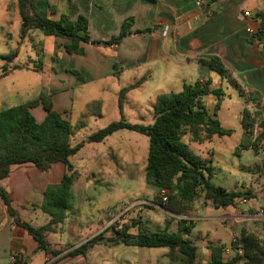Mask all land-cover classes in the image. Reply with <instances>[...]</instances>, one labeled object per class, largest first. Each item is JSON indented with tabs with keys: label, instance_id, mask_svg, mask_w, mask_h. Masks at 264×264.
I'll return each instance as SVG.
<instances>
[{
	"label": "crops",
	"instance_id": "crops-1",
	"mask_svg": "<svg viewBox=\"0 0 264 264\" xmlns=\"http://www.w3.org/2000/svg\"><path fill=\"white\" fill-rule=\"evenodd\" d=\"M196 1L48 0L52 7L48 14L50 19L58 20L61 15H65L70 21H75L83 16L88 22L87 35L90 41L80 44L83 54H67L63 47L68 40L51 37L50 67L54 76L49 82L46 94H43L50 96L52 109L69 121L71 146L83 144L78 153L70 158L75 171L71 185L73 190L70 191L77 198V202L66 213L65 221L54 232L47 233L48 250L60 251V254L53 257L38 250L36 241L14 224L13 218L8 215L0 200V264H15L12 257L19 259L21 264H110L108 257L115 259L112 264H164L163 259L168 258L169 253L167 248L104 243L93 245L84 257L60 258L98 234H104L110 228L112 231L120 229L126 224V220L121 219L118 214H107L104 224L102 216L92 217L91 211H84V204L86 201L92 202L106 176L117 179L120 174L118 171L124 173V169L128 170L129 166V172L138 171L141 176L144 175L148 148L145 152H140L134 144L129 145L122 140L119 143L111 141L114 135H124L120 134L122 130L100 143H87L86 139L91 133L101 129L97 126V119L103 118L104 113L110 115L108 123L120 119L130 122L129 117L135 107L128 103L126 95L141 90L146 83L143 82L144 85L142 83L125 94L121 112L118 109V95L120 90L136 83L138 77L152 81L150 84L155 86L154 100L157 92L175 93L182 89L183 84L196 81L210 80V89L220 87L225 96L215 117L221 127L232 130L228 137H235L237 140L234 148L240 143L243 132L242 112L244 109H253L251 100L247 98L249 94H254L259 99L264 120V29L260 38L254 37L258 32L259 15L264 14V0H214L202 7H197ZM244 12H248L249 16H244ZM122 27H125L126 36L119 44H103L118 36ZM247 29L251 32L248 33ZM44 51L45 48L42 47L40 56L41 52L42 57L44 56ZM211 58L219 59L230 78L245 95H239L226 79H221L209 68L207 62ZM56 69L58 72H55ZM72 72L82 75L83 78L73 79ZM202 100L204 103V97ZM213 108L211 111L207 110L209 117H214ZM30 112L37 123L42 122L46 115L41 106ZM141 114L140 111L136 113L137 116ZM87 125L97 127L86 133L87 135H81L82 129ZM260 132L261 128L255 126L254 137ZM188 135L190 136L189 133L184 135L187 140L183 141L182 137V141L193 153L195 151L191 147L192 143L201 144L217 137L195 142ZM228 146L230 148L229 144ZM195 154L199 155L197 151ZM255 158L264 168V138ZM243 170L252 172L249 167H244ZM64 173L65 167L62 163L53 164L46 172H40L29 164L14 165L11 166L8 177L0 180V189L7 193L11 207L22 222L39 228L50 219L40 210L44 193L47 187L59 184ZM128 178L129 173L127 180ZM262 179L264 171L260 178L262 193L255 192L248 186H242L243 192L232 191L246 194L244 204L239 203L240 198L234 206L224 208H215L209 201L203 208L195 203L191 211L181 215L161 207L160 212L171 218L165 220L164 229H168L169 224L174 225L176 231L179 219L194 222L188 238L192 241L191 238L195 237L203 242L200 247L195 246L194 264L211 262L210 245L223 248V262L243 255L242 249L246 244L244 239L254 241L253 244L264 250ZM149 188L148 193L152 199H134L129 207L137 204L138 211L144 207L156 208L153 197L158 191ZM260 210L262 215L258 214ZM129 220L137 225L140 223L134 218ZM198 222H201V228H198ZM128 233L137 235L138 230L129 229ZM151 255H154L152 260ZM236 264L262 263H252L248 257H241Z\"/></svg>",
	"mask_w": 264,
	"mask_h": 264
},
{
	"label": "trees",
	"instance_id": "trees-1",
	"mask_svg": "<svg viewBox=\"0 0 264 264\" xmlns=\"http://www.w3.org/2000/svg\"><path fill=\"white\" fill-rule=\"evenodd\" d=\"M214 0H207L213 2ZM17 11L21 22L20 35L35 30L46 37H57L68 40L64 45L67 54H83L81 43L90 41L87 35L88 22L85 17L79 16L75 21H70L67 16L61 15L58 20L48 17L52 7L48 0H17ZM258 32L254 35L260 38L264 29V14L259 15ZM125 27L120 34L104 42V45H117L126 36ZM16 57L12 53L6 57V64L2 66L1 77L6 75L7 64ZM207 65L218 74L221 79H226L239 95H245L239 85L230 78L218 58H211ZM145 78L123 88L118 95V109L121 112L125 94L143 83ZM210 80L196 81L192 84H183L180 92L162 93L155 97L153 104V122L150 125H136L120 119L91 133L87 143H100L106 137L120 130L133 131L148 138V153L144 168V180L148 187L155 190H168V202L158 203L170 212L184 214L192 209V203L200 191L206 201L215 208H224L235 205L237 199L245 197L241 192L227 191L213 185L210 180L214 175L211 158L205 159L193 153L182 137L190 134L195 142H203L213 136L228 137L232 130L221 127L215 117L225 94L219 87L210 89ZM212 95L215 98L213 108L214 117L208 116V111L203 103V97ZM253 104V109H244L241 115L242 136L240 143L234 150L235 155L241 151L251 150L256 154L264 138V120L261 116L259 99L254 94L247 97ZM41 106L46 115L42 122L37 123L31 110ZM258 126L261 132L254 137V128ZM71 125L59 113L52 109L49 95H40L36 99L25 101L16 106L0 110V180L8 177L11 166L32 165L40 172H46L55 163H62L65 173L61 182L47 187L40 210L47 214L49 221L34 228L22 222L11 207L7 193L0 189V200L6 208L13 222L26 231L37 243L41 250L53 257L60 254L49 249L46 240L47 233L55 231L59 224L66 218L71 199V185L75 171L70 163V158L78 153L82 143L75 146L70 144ZM174 202V203H173ZM177 206V207H176ZM136 222L123 225L114 230V236L108 238L100 233L84 244L66 253L60 259L81 256L84 257L88 250L97 243L107 245H125L142 248H167L169 250V264H194L196 247L188 238L194 222L179 219L177 230L170 232L168 229L154 232L145 226L138 227L137 235H131L128 230L136 226ZM243 255L235 256L232 260L222 261V247L210 245L211 262L209 264H236L240 258L248 257L252 263L260 261L264 264V250L248 239H244ZM250 251V252H249ZM259 259V260H258ZM15 264H21L16 259Z\"/></svg>",
	"mask_w": 264,
	"mask_h": 264
},
{
	"label": "rangeland",
	"instance_id": "rangeland-1",
	"mask_svg": "<svg viewBox=\"0 0 264 264\" xmlns=\"http://www.w3.org/2000/svg\"><path fill=\"white\" fill-rule=\"evenodd\" d=\"M20 29L21 22L17 11L16 0H0V110L16 106L46 94L45 92L48 89L49 82L53 80L54 76L53 69L50 67L51 37H46L38 31L31 30L22 38ZM42 47L45 48L43 57L42 52L40 56ZM14 52L16 53V57L11 63L7 64L8 69L6 75L1 77V68L6 64V57ZM55 72H58V70L56 69ZM134 76L138 77L136 74ZM72 77L73 79H81L82 75L80 76V74L72 72ZM142 78L145 77L140 76L136 81L138 82ZM143 82L146 83L144 88L126 95L128 103L134 105L136 108L132 110V115L129 117V123L131 124L150 125L153 122L152 109L155 86L150 84L152 82H150V80L144 79ZM144 83L141 84L144 85ZM177 91L180 92L181 90ZM214 103L215 98L213 96L208 95L204 97V105L207 110L211 111ZM138 111L142 113L140 116L136 115ZM109 120L110 115L104 113L103 118L97 119V126L103 128L111 123H108ZM97 126L87 125L86 128L82 129L81 135H87L86 133H89L92 131L91 129ZM120 134L124 135H114V139L111 141L119 143L122 140L125 143H129V145L134 144L135 147L140 149V152H145L148 148L149 140L146 136L126 130L120 131ZM186 140L187 137H183V141ZM236 141L235 137H214L211 141H206L201 144L192 143L191 147L194 149L193 151H197L201 157L205 159L211 158L214 175L210 182L213 185L227 191L241 192H243L242 186H248V188L251 187L255 192H260L262 183L260 178L263 175L264 168L256 161L255 154L251 150L241 151L239 155H235V148L233 145ZM210 153H212V155ZM244 167L251 168L252 172H246L243 170ZM129 169L130 166L128 170L124 169V173L118 171L120 174H118L119 176L117 179H110L106 176L103 179V186L98 188V194L92 202H85L84 211L87 213L91 211L92 217L102 216L104 224L107 214H118L121 219L126 220V224H130L129 219L132 218L140 222L139 225H136L134 228L131 227L130 230L137 231L138 227L143 225L149 227L152 231H161L166 226L165 220H171L168 215L160 212L162 209L161 204H156V208L152 207L153 209H149L148 207L141 208V211L136 210L137 204L129 207L134 199H152L148 193L150 188L145 183L144 175L141 176L138 171L129 172ZM128 173L130 178L127 180ZM262 180L264 183V179ZM72 190L73 189H71V191ZM166 191L168 192V190ZM71 196L72 199L69 202L67 212L70 211L71 207L77 202V198L72 193ZM155 196L153 200L159 203L161 199L157 194ZM206 202L203 194L199 191L192 206L196 203L198 207L203 208ZM189 211L191 210H187L185 214ZM173 220L176 222L175 219ZM60 225L61 224L58 226ZM167 226L169 231H175L174 225L169 226V224H167ZM201 227V222H198V228ZM104 235L113 237L114 233L112 228L108 229ZM191 239L197 247H200L203 243L195 237ZM203 239H205V237ZM151 251L153 253L155 252L153 250ZM153 256L154 255H151V260L154 258ZM108 259L110 264L115 260L112 259V257H108ZM163 263L169 264V259L164 258ZM160 264L162 263L160 262Z\"/></svg>",
	"mask_w": 264,
	"mask_h": 264
},
{
	"label": "built area",
	"instance_id": "built-area-1",
	"mask_svg": "<svg viewBox=\"0 0 264 264\" xmlns=\"http://www.w3.org/2000/svg\"><path fill=\"white\" fill-rule=\"evenodd\" d=\"M206 1H207V0H197V1L195 2V5H196L197 7H202V6H204V4L206 3ZM243 15H244V16H249V13H248V12H244ZM246 31H247L248 33L251 32L250 29H247ZM167 194H168V192H167L165 189H160V190L158 191L157 195H158V197L161 199L162 203H165V202L167 201ZM239 201H240V203H242V204L246 203V199H245V198H240ZM258 214L262 215L263 212L260 210V211L258 212ZM11 260H12V262H15V261H16L14 257H12Z\"/></svg>",
	"mask_w": 264,
	"mask_h": 264
}]
</instances>
